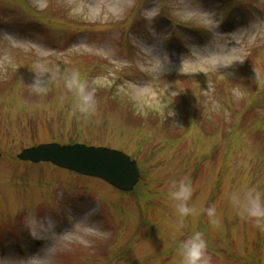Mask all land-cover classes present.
I'll return each mask as SVG.
<instances>
[{
    "label": "rangeland",
    "instance_id": "374dc122",
    "mask_svg": "<svg viewBox=\"0 0 264 264\" xmlns=\"http://www.w3.org/2000/svg\"><path fill=\"white\" fill-rule=\"evenodd\" d=\"M263 7L0 0V264H182L179 246L195 231L207 242V264H264V229L230 198L264 191ZM244 9L257 11L249 22L240 20ZM74 72L95 90L91 114L76 111L65 87ZM52 142L125 151L141 180L122 193L17 158ZM185 177L198 215L181 218L168 192ZM210 207L217 226L203 211ZM19 236L29 246L20 250ZM39 236L46 240L36 244Z\"/></svg>",
    "mask_w": 264,
    "mask_h": 264
},
{
    "label": "clouds",
    "instance_id": "9594fccd",
    "mask_svg": "<svg viewBox=\"0 0 264 264\" xmlns=\"http://www.w3.org/2000/svg\"><path fill=\"white\" fill-rule=\"evenodd\" d=\"M40 71H43V69ZM34 83L38 92L43 91L39 81ZM65 87L76 99V111L83 115H88L95 111V90L89 87L87 81L82 79L78 72L71 74L66 80ZM192 195L193 187L187 177L172 183L168 197L173 202L179 217L185 218L198 215L197 209L189 205ZM230 198L241 215L254 221L257 227L264 229V191H260L255 187H248L241 191L233 192ZM203 211L206 212L210 223L213 226H217L219 222L216 219L215 208L210 207ZM206 252L207 242L203 233L199 231L193 232L179 246L182 264H207Z\"/></svg>",
    "mask_w": 264,
    "mask_h": 264
},
{
    "label": "water",
    "instance_id": "95a60500",
    "mask_svg": "<svg viewBox=\"0 0 264 264\" xmlns=\"http://www.w3.org/2000/svg\"><path fill=\"white\" fill-rule=\"evenodd\" d=\"M34 160L52 159L54 162L75 170L99 175L123 189H130L136 183V166L130 164L123 154L116 151L88 148L82 145L56 147L43 146L24 152Z\"/></svg>",
    "mask_w": 264,
    "mask_h": 264
}]
</instances>
